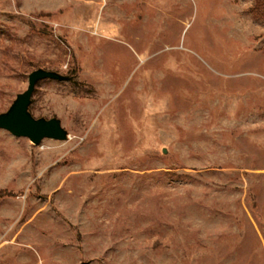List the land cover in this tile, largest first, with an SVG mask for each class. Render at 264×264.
Instances as JSON below:
<instances>
[{
    "label": "rangeland",
    "instance_id": "obj_1",
    "mask_svg": "<svg viewBox=\"0 0 264 264\" xmlns=\"http://www.w3.org/2000/svg\"><path fill=\"white\" fill-rule=\"evenodd\" d=\"M257 0H0V264H264Z\"/></svg>",
    "mask_w": 264,
    "mask_h": 264
},
{
    "label": "water",
    "instance_id": "obj_2",
    "mask_svg": "<svg viewBox=\"0 0 264 264\" xmlns=\"http://www.w3.org/2000/svg\"><path fill=\"white\" fill-rule=\"evenodd\" d=\"M44 80L67 82L69 76L55 71L37 69L28 75V85L23 93L16 96L9 108L0 114V130L17 138H26L37 146L42 140L66 141L67 131L58 118H34L29 112L31 97L37 84Z\"/></svg>",
    "mask_w": 264,
    "mask_h": 264
},
{
    "label": "trees",
    "instance_id": "obj_3",
    "mask_svg": "<svg viewBox=\"0 0 264 264\" xmlns=\"http://www.w3.org/2000/svg\"><path fill=\"white\" fill-rule=\"evenodd\" d=\"M255 3L254 16L262 15L264 13V0H257Z\"/></svg>",
    "mask_w": 264,
    "mask_h": 264
}]
</instances>
